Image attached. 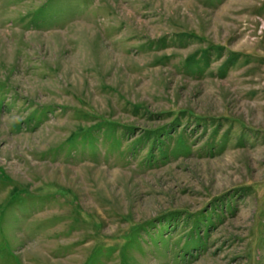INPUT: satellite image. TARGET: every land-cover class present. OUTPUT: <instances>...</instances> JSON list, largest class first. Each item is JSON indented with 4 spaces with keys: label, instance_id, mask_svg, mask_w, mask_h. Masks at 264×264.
Masks as SVG:
<instances>
[{
    "label": "rangeland",
    "instance_id": "1",
    "mask_svg": "<svg viewBox=\"0 0 264 264\" xmlns=\"http://www.w3.org/2000/svg\"><path fill=\"white\" fill-rule=\"evenodd\" d=\"M0 264H264V0H0Z\"/></svg>",
    "mask_w": 264,
    "mask_h": 264
}]
</instances>
